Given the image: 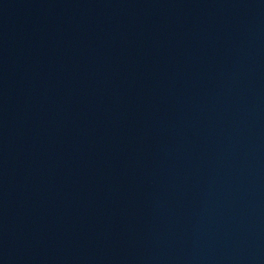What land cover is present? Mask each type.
Here are the masks:
<instances>
[{
	"label": "water",
	"instance_id": "obj_1",
	"mask_svg": "<svg viewBox=\"0 0 264 264\" xmlns=\"http://www.w3.org/2000/svg\"><path fill=\"white\" fill-rule=\"evenodd\" d=\"M264 129V0H0V264H96Z\"/></svg>",
	"mask_w": 264,
	"mask_h": 264
}]
</instances>
